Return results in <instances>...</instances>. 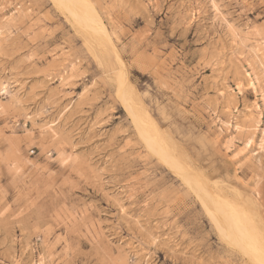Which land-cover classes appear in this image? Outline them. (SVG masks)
<instances>
[{
    "label": "rangeland",
    "instance_id": "374dc122",
    "mask_svg": "<svg viewBox=\"0 0 264 264\" xmlns=\"http://www.w3.org/2000/svg\"><path fill=\"white\" fill-rule=\"evenodd\" d=\"M214 206L264 264V0H0V264H256Z\"/></svg>",
    "mask_w": 264,
    "mask_h": 264
},
{
    "label": "bare ground",
    "instance_id": "6f19581e",
    "mask_svg": "<svg viewBox=\"0 0 264 264\" xmlns=\"http://www.w3.org/2000/svg\"><path fill=\"white\" fill-rule=\"evenodd\" d=\"M91 28L97 29V31H95L94 35H97L98 37L102 36L103 33H105V30L103 29L104 27L102 28V25H101L100 21L97 20V19L93 22V25L91 26ZM93 38H97V37H93ZM99 39H100V41L104 42L103 37L102 38L99 37ZM128 90H127V92H125L124 90H121V91H124L122 93V95L120 94L122 96L121 99H122V101H126L128 112H129V114L131 116L134 117L135 124L138 127V130H139L140 135L142 136V138L145 139V140H150L151 141L152 144L151 145L149 144V145L152 146L155 150H157L159 153H161L162 156L165 157V160L168 163V165L183 178V180L195 192L196 196H198V198H200V200H202V203H203V201H207L208 197H207V194H206V189H205V187L202 184H200L198 182V177H196V176H194L193 174L190 173V168L188 166L186 167L184 165L185 162H182V164L184 163L182 165L181 162L179 163V161H176L174 159V157H173L174 154H173V150H172V147H171L172 144L170 142V138L167 137V136H164L162 133L160 134L159 131L156 130V128L154 127L152 121H150L148 119L149 117L147 115H144L145 116L144 118L146 120L145 122H147V124L145 126L143 125L142 121H139L140 120V118H139L140 116L135 111L136 110L135 106L133 107L132 103L130 105V101L132 102V98H133V93H132V91H130L132 89L129 88ZM140 115H142L141 112H140ZM144 118H143V120H144ZM174 152H175V150H174ZM210 201H207L208 205H209ZM205 204H206V202H205ZM205 204H203V206ZM211 204H213V203H211ZM219 207L218 208H216L215 206L213 207V208L216 209V211H213L215 209L211 208V209H213L212 210L213 213L210 214V216H212L211 218H213V220L215 221L216 225L218 226V229L228 239H230L238 247H240L246 254H248V256L254 261V263L263 264L261 262V258L259 257L258 251H257V250H259L260 245H259L258 249L255 247V245L257 244L256 243L257 236L255 238V236L253 235V231L257 230V228L254 227V225H252L253 227L252 226L248 227V226H246L247 224L245 225V223L242 225L243 221L242 222H240V221H241V219H243V217H241L240 220H238V218H236V214L234 215L235 217L233 215L232 216L227 215V214L224 215V212ZM227 209H225V210H227ZM212 211H209V212H212ZM230 211L231 210H229V212ZM239 212L241 214H243L242 211H239ZM239 212H237V214ZM219 214H221L220 217H218ZM239 216H240V214H239ZM243 216H244V214H243ZM244 218L246 219V217H244ZM245 219H244V221H245ZM248 219L250 220V222H252L250 216H249ZM249 220H246V222L248 221L247 223H249ZM221 222H224V223L221 224ZM238 222L241 224V226L238 224ZM223 224H226V225L223 226ZM260 241H261V239H260ZM259 254H260V250H259Z\"/></svg>",
    "mask_w": 264,
    "mask_h": 264
}]
</instances>
